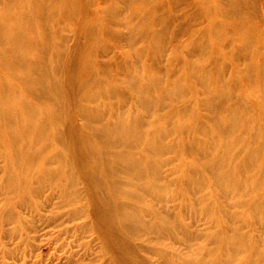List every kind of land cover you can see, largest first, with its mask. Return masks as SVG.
Returning a JSON list of instances; mask_svg holds the SVG:
<instances>
[{
	"label": "bare ground",
	"instance_id": "1",
	"mask_svg": "<svg viewBox=\"0 0 264 264\" xmlns=\"http://www.w3.org/2000/svg\"><path fill=\"white\" fill-rule=\"evenodd\" d=\"M67 1L68 22L75 26L64 70L70 98L54 77L63 54L52 51L66 39L43 12L52 2L60 14L62 0H0L2 264L14 257L11 240L21 238L19 243L30 250L36 246L31 234L41 231L42 223L57 231L54 248L68 251L63 260L57 258L59 264L264 261V250L256 259L236 262L238 251L229 258L222 249L175 254L151 239L138 242L151 232L163 239L179 226L154 206L167 188L160 168L169 130L159 126L158 118L152 123L131 111L135 105L149 113L154 104L162 107L167 99L190 95L197 114H181L191 118L194 142L199 143L191 150L195 160L209 167L211 183L225 190L242 171L254 172L251 181L263 194L252 208L255 215L264 214V0ZM166 48L179 69L165 76L160 63ZM181 71L187 79H180ZM174 75L179 79L171 80ZM68 99L72 112L64 108ZM40 105L48 111L38 109ZM68 113L71 131L62 138L54 132V121ZM214 142L225 143L240 158L231 165V178L217 173L209 161L207 144ZM54 144L64 154L55 152ZM195 176L191 171L184 184L190 187ZM44 191L51 193L49 201L38 197ZM235 240L238 249L248 242L241 236ZM67 241L71 247L65 246ZM218 241L223 248L233 246L227 238Z\"/></svg>",
	"mask_w": 264,
	"mask_h": 264
},
{
	"label": "rangeland",
	"instance_id": "2",
	"mask_svg": "<svg viewBox=\"0 0 264 264\" xmlns=\"http://www.w3.org/2000/svg\"><path fill=\"white\" fill-rule=\"evenodd\" d=\"M158 1L159 0L156 2ZM61 4L62 8L59 10L60 14L57 13L58 8L52 2L49 6L44 7L43 12L46 17L45 19L49 20L48 23H52L53 30L59 31L58 34L66 39L61 46L57 47L56 45L52 51H60L63 54V60L59 63V73L54 72V77L62 82V87L66 90V94L68 95L67 98H70V85L64 70L66 66L65 60L72 54V32L75 26L68 22L71 12L68 1L62 0ZM247 13V10H243L241 17L245 18L248 15ZM261 28L264 31V25H261ZM58 40L59 39L54 36V42H58ZM251 56L254 57V49L251 50ZM160 65L165 71L164 75L171 73V70L177 71L179 69V64L170 56V48H166L164 58L161 59ZM178 73L181 80L187 79L185 75L183 76L182 71ZM227 77L228 75L225 74L224 78ZM176 79L179 78L177 75H174L171 80ZM4 80L6 81L7 77H4ZM186 85L190 87L192 83L186 80ZM66 86L68 89H66ZM37 108L44 112L48 111L49 107L40 105L37 106ZM64 108L72 112L71 109H73V107L70 105L69 99L67 104L64 102ZM198 109L199 108L190 95L175 102L172 99H167L162 107L154 104L149 113H144L139 106L134 105L131 107V111L134 115L144 114L147 120L152 123L155 118H158L155 120L160 122L159 126H165L169 130L168 134L163 139L168 149H166L162 157V167L160 168L162 186L165 184L167 188L160 196L163 201L159 202V204H154V206L155 209L160 211H167L172 225H174V227L179 226L178 229L169 233V235L163 239H159L157 233L151 232L146 235L147 237H145V239L138 242L148 244V240L151 239L154 246H160L170 253L175 254L182 252L184 249H188L189 252L196 254L199 252L205 254L209 252L217 253L222 249L223 252H226L225 255L227 258L233 257L234 255L232 252L238 251L239 255L237 257L235 256V258H237L236 262L244 259H256L257 255L262 254L264 250V214H260V212L255 215L252 204L256 203L258 199L262 197L263 191H259L255 188L253 185L254 182H252L254 172L248 170H244L238 175L235 185L232 188L225 190L221 186L211 183V176L210 173H208V169L210 168L196 161L191 152V150L196 149L199 144L196 141L194 142L196 135L192 131L193 129H191L192 120L188 115L186 116L187 118H185V116L181 114L184 110H190L197 114ZM69 115V113L66 115L64 114V118L62 117L60 122L54 121V132L58 131L60 135L62 134V138L64 135L67 136L71 131ZM49 128L51 129L52 127ZM145 133L147 132L145 131ZM201 139L207 142L210 141L204 137ZM207 146L206 153H209L207 156L208 158L210 157L209 161L211 160V163L217 168V170L215 169L216 172L222 174L226 178H231L232 175L234 176L235 173L231 165L239 162L240 158H234L225 143L214 142L208 143ZM54 151L60 154H64L65 152L61 146L57 145L56 147L55 144ZM191 171H194L196 176L193 178L192 185L188 187L184 184V181L188 180ZM261 189L264 190V184H262ZM49 194L51 195L49 191L40 192L38 197L42 201L45 199L46 202L49 201ZM54 196V202H57L59 200L57 199L59 193L54 191ZM46 205L48 206L47 208H50L52 204L50 205L49 202L48 204L46 203ZM42 224L41 228L43 229L41 231L31 234L37 238L35 241L32 240L36 246L34 248L31 247V250L24 242L22 245L19 243L21 238L11 240L9 248L12 249V255H14V257L8 260L10 264H39V259L42 260L41 264H59V259L57 258H61V260L66 258L68 251H59L56 250L57 248H54V233L57 231L55 230L54 232L53 227L47 228L45 226L47 224ZM9 227L10 226H7V228ZM214 236L215 239L213 238ZM239 236L244 238L245 242L248 241L245 244L246 246L242 249L235 247L237 245L236 243H239V241L235 239H238ZM220 238H227V241L233 242V246L229 245L227 248H223L218 241ZM232 238L234 240H232ZM64 244L65 246L70 245L69 247H71V243L69 244L68 241ZM54 258L56 259L54 260ZM3 262L4 259L0 257V264ZM154 262H156V264L159 263L158 261ZM61 263L62 262H60V264ZM258 264H264V261H260Z\"/></svg>",
	"mask_w": 264,
	"mask_h": 264
}]
</instances>
